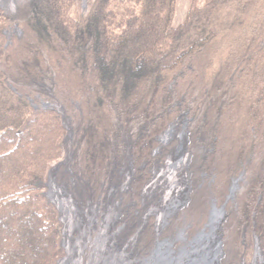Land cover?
I'll use <instances>...</instances> for the list:
<instances>
[{
    "label": "trees",
    "instance_id": "obj_1",
    "mask_svg": "<svg viewBox=\"0 0 264 264\" xmlns=\"http://www.w3.org/2000/svg\"><path fill=\"white\" fill-rule=\"evenodd\" d=\"M86 1L26 2L11 39L0 8V264L62 255L43 191L67 149L96 195L124 136L134 163L149 162L180 105L191 116L188 208L205 217L211 200L225 205L219 264L252 262L256 238L264 264V0H191L178 24L177 0Z\"/></svg>",
    "mask_w": 264,
    "mask_h": 264
},
{
    "label": "rangeland",
    "instance_id": "obj_2",
    "mask_svg": "<svg viewBox=\"0 0 264 264\" xmlns=\"http://www.w3.org/2000/svg\"><path fill=\"white\" fill-rule=\"evenodd\" d=\"M28 1L34 0H0V8L3 9L12 21L11 25H9V27L4 31L8 39H11L14 35H19L21 33L20 26L16 20V15L18 10ZM190 1L191 0H177L176 24L183 21L186 17ZM86 3V0H82L81 5L83 8L86 7ZM52 105H54L63 115L68 129L66 140L69 143L72 139L70 119L66 115L60 101L53 103ZM180 106L181 108L178 109V113L176 114L174 120L170 122L165 130L158 135L157 144L151 150V159L149 162L142 161L140 164L134 163L132 141L128 135L124 136V152L121 151L120 156H116L117 159L109 164L106 170V179L101 183L100 189L96 195H92L91 193L87 194L81 187V182H79L80 180L73 169L72 150L67 149L60 161L55 163L50 168L43 195L48 202L52 203L56 207L59 220L62 225L60 244L63 251L62 255L56 260L55 264H58L60 260L67 256V248L64 242V229L66 227V222L63 219V212L61 208L53 198L52 192H55L54 188L60 190V192L57 191L59 196L71 197L77 209H79L82 213H89L96 205H102L105 209L108 206H112L118 210L120 213L118 224L122 235H124L126 239H135L136 236L139 235V254L143 255L139 256V258L149 256L157 248V244L162 241L169 242L172 255H177L180 250L183 249L189 250L193 247L195 238L211 231V224L213 222L215 225L216 240L219 242L215 262L217 264L219 263V259L222 256L223 246L221 224L226 217L227 211L225 205L220 204L216 199L211 200L205 217L200 215L201 213L198 208H188V204L190 206L188 190V188H190V172L188 162L190 158V146L192 145L191 137L189 139L190 146L188 144V134L190 133L191 116L188 114L187 108L182 105ZM171 127L173 128V131L169 134V137L166 138L165 135ZM183 131L185 134L184 138L181 139L179 133ZM198 140L201 141V136H198ZM181 142L185 144V152L188 156L186 158L185 165L180 163L174 169L172 178L175 177L176 173L177 175H181L182 182L185 185V189L179 192V198L182 197V201L170 211L166 217V222L159 233L156 232L155 220L157 217V211L155 210L151 211L147 215L148 221L144 228L141 229V224L144 219L142 215L146 212V209H149L155 204L160 205L163 201V195L170 191V188L167 185L169 177L163 176L161 171H166V169H168V171L170 170V156ZM206 150L207 147H205L204 151ZM183 166L184 176L181 173H178ZM234 179L235 178L231 180V185ZM186 180H188V187L186 186ZM201 181V185L206 183L209 185L210 182L208 178L202 179ZM153 182H155V184L151 187L150 184ZM149 189H151L150 194L147 193ZM109 197L117 199V202L112 200L109 204H107L106 201ZM216 210H220L222 212L217 219L213 218ZM82 217L84 219L83 214ZM72 234L76 236L78 232L75 230ZM255 241L256 243L253 257H255L256 248L259 247L260 250L258 239L256 238ZM260 255L257 257L259 258ZM239 264H255V258L252 262H250V260L249 262H246L243 259V256H241Z\"/></svg>",
    "mask_w": 264,
    "mask_h": 264
},
{
    "label": "bare ground",
    "instance_id": "obj_3",
    "mask_svg": "<svg viewBox=\"0 0 264 264\" xmlns=\"http://www.w3.org/2000/svg\"><path fill=\"white\" fill-rule=\"evenodd\" d=\"M174 127V126H172ZM167 131L165 137L168 138L172 133V128ZM184 131L179 133L181 139L184 138ZM185 144L181 142L170 156L169 171L162 170L163 176L169 177L168 187L170 191L163 195L162 203L155 204L142 215L144 228L148 221L147 215L155 210L157 217L155 220L156 232L159 233L166 222V217L170 211L182 201L179 198V192L185 189L181 175H175L172 178L174 169L182 163L185 165L186 158ZM184 176V166L178 172ZM182 176V177H183ZM155 182L150 184L153 187ZM188 187V180H186ZM189 190V188H188ZM52 192L54 200L58 203L63 212V219L66 222L64 229V242L67 248V256L58 262V264H215V258L218 250V241L215 235V225L212 222L209 233L199 235L194 239V245L191 249L180 250L177 255H172L169 242L162 241L157 244V248L147 257L139 258L140 251L138 248L139 235L135 239H126L120 232L119 211L112 206L106 209L102 205L94 206L90 212L82 213L75 206L71 197L59 196L54 188ZM151 193V189L147 191ZM117 199L109 197L107 204ZM222 212L216 210L213 218L217 219ZM84 215V219L82 217ZM214 219V220H215ZM84 220V221H83ZM215 222V221H214ZM78 234L74 236L73 231ZM124 233V232H123ZM157 241V240H156ZM122 246V247H121ZM121 247V248H120ZM259 248L255 250V264L262 262L263 257L260 255ZM131 255V256H130ZM260 255L258 258L257 256ZM220 260V259H219ZM257 260V261H256ZM217 264V263H216ZM219 264V263H218Z\"/></svg>",
    "mask_w": 264,
    "mask_h": 264
},
{
    "label": "water",
    "instance_id": "obj_4",
    "mask_svg": "<svg viewBox=\"0 0 264 264\" xmlns=\"http://www.w3.org/2000/svg\"><path fill=\"white\" fill-rule=\"evenodd\" d=\"M238 179H239V177H237V178H235V179L233 180L232 185L230 186L229 194H228V196H227L226 201H228L230 198L233 197V195H234V191H235L236 186H237ZM257 248H259V247H257ZM257 248H256V249H257Z\"/></svg>",
    "mask_w": 264,
    "mask_h": 264
}]
</instances>
